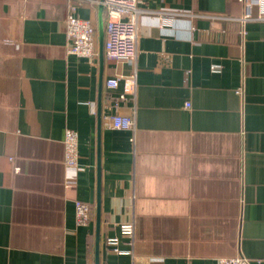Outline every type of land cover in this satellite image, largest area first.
I'll return each mask as SVG.
<instances>
[{
  "label": "crops",
  "instance_id": "obj_1",
  "mask_svg": "<svg viewBox=\"0 0 264 264\" xmlns=\"http://www.w3.org/2000/svg\"><path fill=\"white\" fill-rule=\"evenodd\" d=\"M75 2L92 60L68 53L67 0H0V264H264V23L242 20L243 0H139L132 65L101 57L102 1ZM134 73L135 102L118 101L106 81Z\"/></svg>",
  "mask_w": 264,
  "mask_h": 264
},
{
  "label": "built area",
  "instance_id": "obj_2",
  "mask_svg": "<svg viewBox=\"0 0 264 264\" xmlns=\"http://www.w3.org/2000/svg\"><path fill=\"white\" fill-rule=\"evenodd\" d=\"M76 0H67L68 14L65 20V32L69 41L68 53L89 60L97 56V30L89 19L79 18L76 14ZM87 1V0H79ZM245 4V15L243 21L264 23V0H243ZM101 5L106 14L104 53L108 60L122 61L135 65L138 58L139 23L145 10L139 7V0H103ZM258 6V13L254 14V7ZM152 13V12H150ZM211 19H220V16H198ZM216 71L217 66H212ZM122 82L123 93L118 101L124 102L131 98L133 102L137 96L136 74L119 76L106 81L109 89H116ZM190 107V104H187ZM109 126L115 130H135V120L130 116L119 114L108 118ZM64 166L66 180L69 187L76 182L79 167L78 134L67 129L64 139ZM95 215L94 208L80 200L75 201V217L77 226H88ZM127 234L133 236L134 226L124 227ZM109 247L116 253H120L118 241L108 240ZM219 264H251V261L243 255L232 258H221Z\"/></svg>",
  "mask_w": 264,
  "mask_h": 264
},
{
  "label": "water",
  "instance_id": "obj_3",
  "mask_svg": "<svg viewBox=\"0 0 264 264\" xmlns=\"http://www.w3.org/2000/svg\"><path fill=\"white\" fill-rule=\"evenodd\" d=\"M103 1V0H101ZM102 8H104L101 5ZM104 26H103V22L102 25L100 27V45H101V57H103V51H104ZM101 222V204H100V195L98 197V205H97V225L99 226Z\"/></svg>",
  "mask_w": 264,
  "mask_h": 264
}]
</instances>
